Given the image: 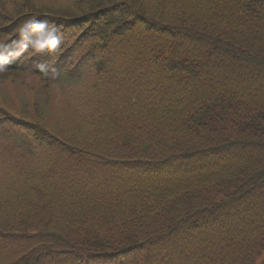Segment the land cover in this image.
I'll list each match as a JSON object with an SVG mask.
<instances>
[{"label": "trees", "instance_id": "1", "mask_svg": "<svg viewBox=\"0 0 264 264\" xmlns=\"http://www.w3.org/2000/svg\"><path fill=\"white\" fill-rule=\"evenodd\" d=\"M30 16L61 45L0 73V264H264V0H0V38Z\"/></svg>", "mask_w": 264, "mask_h": 264}, {"label": "clouds", "instance_id": "2", "mask_svg": "<svg viewBox=\"0 0 264 264\" xmlns=\"http://www.w3.org/2000/svg\"><path fill=\"white\" fill-rule=\"evenodd\" d=\"M20 37L19 41L11 44L0 38V73L8 71V66L21 57H32L47 51L55 53L61 45L59 27L55 22L30 16L14 30ZM40 71L47 72V66L41 65Z\"/></svg>", "mask_w": 264, "mask_h": 264}, {"label": "rangeland", "instance_id": "3", "mask_svg": "<svg viewBox=\"0 0 264 264\" xmlns=\"http://www.w3.org/2000/svg\"><path fill=\"white\" fill-rule=\"evenodd\" d=\"M251 127L254 130H263L264 129V116H259L257 121L251 123Z\"/></svg>", "mask_w": 264, "mask_h": 264}]
</instances>
